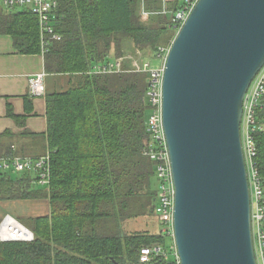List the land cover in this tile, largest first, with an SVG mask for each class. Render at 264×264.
<instances>
[{"label": "trees", "instance_id": "1", "mask_svg": "<svg viewBox=\"0 0 264 264\" xmlns=\"http://www.w3.org/2000/svg\"><path fill=\"white\" fill-rule=\"evenodd\" d=\"M140 3L58 0L53 20L61 39L49 43L45 68L68 74L70 82L46 94L50 185L37 184L31 172L0 173V201L46 198L51 209L26 225L33 241H0V264H175L162 256L139 259L143 246L173 244L154 209L155 163L144 154L148 73L129 70V62L119 72L94 71L137 48L149 59L171 44L177 29L162 15L143 19ZM159 4L147 0L148 8ZM0 33L12 35L18 53L42 52L38 16L27 7L1 8ZM31 97L23 115L8 105V117L20 127L34 110ZM259 119L256 161L264 181V108ZM24 134L33 133L24 128ZM14 138L12 130L0 134V155L20 153Z\"/></svg>", "mask_w": 264, "mask_h": 264}, {"label": "water", "instance_id": "2", "mask_svg": "<svg viewBox=\"0 0 264 264\" xmlns=\"http://www.w3.org/2000/svg\"><path fill=\"white\" fill-rule=\"evenodd\" d=\"M263 65L264 0H198L172 41L162 108L181 264H257L241 119Z\"/></svg>", "mask_w": 264, "mask_h": 264}, {"label": "built area", "instance_id": "3", "mask_svg": "<svg viewBox=\"0 0 264 264\" xmlns=\"http://www.w3.org/2000/svg\"><path fill=\"white\" fill-rule=\"evenodd\" d=\"M6 8L27 7L37 16L40 25L42 50H48L52 40H60L61 35L55 31L53 11L58 6V0H1ZM159 7H147V0H141L140 16L143 19L162 15L167 23L175 29L185 23L198 0H159ZM172 44V43H171ZM170 45H160L155 50V56L162 60L159 66L145 59L137 50V56L126 54L103 65H95V72H119L129 62L134 71L148 73L147 96L150 104V114L147 119L148 139L144 154L155 163L157 178V195L154 209L160 218L163 231L173 238L170 247L160 244L143 246L140 250V262H150L157 256L173 258L175 264H181L179 253L174 242V208L176 188L173 179L169 148L163 125V79L165 64L171 48ZM45 72L37 73L30 78L29 91L33 96L45 94ZM264 108V65L253 78L243 100L241 119V140L247 168L251 197V227L254 251L257 264H264V181L256 161L258 154L256 134L263 129L259 112ZM15 150V146H12ZM31 172L35 182L48 186L51 182V154L48 150L42 155H21L11 153L0 155V173ZM34 232L12 214H6L0 222V241H33Z\"/></svg>", "mask_w": 264, "mask_h": 264}, {"label": "crops", "instance_id": "4", "mask_svg": "<svg viewBox=\"0 0 264 264\" xmlns=\"http://www.w3.org/2000/svg\"><path fill=\"white\" fill-rule=\"evenodd\" d=\"M1 8L6 7L0 0V10ZM41 72H45V94L33 96L29 91L30 78ZM69 82L68 74H53L46 71L43 50L40 54L18 53L12 35L0 33V134L6 130H12L16 135L12 146H15L16 149L30 150L29 153L32 155L45 154L48 151L45 149L43 138V133L47 131L48 127L46 94L65 89ZM26 95L32 96L34 110L27 116L25 127H20L14 119L8 117L7 108L10 104L16 114H25ZM24 128L33 134L19 135Z\"/></svg>", "mask_w": 264, "mask_h": 264}, {"label": "rangeland", "instance_id": "5", "mask_svg": "<svg viewBox=\"0 0 264 264\" xmlns=\"http://www.w3.org/2000/svg\"><path fill=\"white\" fill-rule=\"evenodd\" d=\"M178 30L179 29H177L176 34H177ZM137 50H140L142 52L141 49L137 48L133 53H128V54H131L132 57L133 56L136 57L138 55L136 53ZM142 56H143V54H142ZM149 60H151L152 64L155 66H159L162 63V60L158 59L155 56V54H153V56L150 57ZM131 66L132 65L129 66L130 67L129 70H132ZM132 71H134V70H132ZM18 145H16V146H18ZM24 150L27 152H25ZM22 151H24L23 153H25V155H32V154H26V153L31 152L30 150L23 149ZM22 151L19 149V152H20L19 154L24 155L22 153ZM50 209H51L50 202L46 198L45 199L0 201V217H2V219L4 218V216L6 214L12 213L13 216L17 217L25 225L32 224V218H34L36 216L48 214L50 212ZM8 211L10 213H6Z\"/></svg>", "mask_w": 264, "mask_h": 264}]
</instances>
